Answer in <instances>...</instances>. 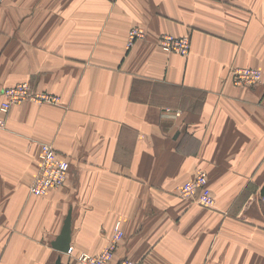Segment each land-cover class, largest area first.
I'll return each instance as SVG.
<instances>
[{
  "label": "crops",
  "instance_id": "1",
  "mask_svg": "<svg viewBox=\"0 0 264 264\" xmlns=\"http://www.w3.org/2000/svg\"><path fill=\"white\" fill-rule=\"evenodd\" d=\"M137 26L148 37L128 50ZM164 33L188 36L190 54L163 52ZM236 67L264 73V0L0 3V105L25 81L61 98L16 105L0 127V264H79L118 221L117 261L264 264V80L237 87ZM42 143L70 175L35 196ZM200 169L214 208L179 196Z\"/></svg>",
  "mask_w": 264,
  "mask_h": 264
},
{
  "label": "built area",
  "instance_id": "2",
  "mask_svg": "<svg viewBox=\"0 0 264 264\" xmlns=\"http://www.w3.org/2000/svg\"><path fill=\"white\" fill-rule=\"evenodd\" d=\"M5 0H0V3ZM145 29L140 27L132 28L129 32V43L132 45L137 39L145 38ZM163 49L168 52L187 54L190 49L189 38H175L164 36L161 39ZM260 70L248 68H236L233 72V81L237 86H253L261 80ZM2 102L0 105V127L6 126L5 116L16 106L23 103H35L39 105H58L60 99L54 94L38 92L31 89L29 83H20L8 87L2 91ZM59 102V103H58ZM175 117L181 113L176 112ZM70 173V162L61 156L56 148L50 143H42L39 152V171L31 186V193L35 196H45L49 191L66 186ZM180 193L188 200L195 201L203 207H213L215 199L209 186L208 177L200 172L196 177L181 186ZM122 223L118 221L114 227V233L109 244L97 254L83 252L79 254L81 264H112L115 256V249L124 238ZM69 253H72L70 248ZM123 264H137L128 261Z\"/></svg>",
  "mask_w": 264,
  "mask_h": 264
},
{
  "label": "rangeland",
  "instance_id": "3",
  "mask_svg": "<svg viewBox=\"0 0 264 264\" xmlns=\"http://www.w3.org/2000/svg\"><path fill=\"white\" fill-rule=\"evenodd\" d=\"M3 3V2H2ZM137 27H140V26H137ZM133 28H135V27H133ZM140 28H143V29H145V32H146V36H145V38H140V39H137L132 45H130V43H129V32H130V30L128 31V35H127V49L128 50H131L132 48H134V46L139 42V41H141V40H144V39H146L147 37H148V33H147V29L146 28H144V27H140ZM164 36H172V37H175V38H186V39H188L189 37L188 36H175V35H172V34H168V33H164V34H162V35H159L158 37H157V44H158V46H159V48L163 51V52H165V53H167V54H175V55H179V56H183V57H187L189 54H190V52H191V40H190V38H189V40H190V49H189V51H188V53L187 54H182V53H178V52H168V51H166V50H164L163 49V45H161V39H162V37H164ZM236 68H248V69H257V70H260L261 71V74H262V77H261V80L257 83V84H255V85H253V86H237V85H235L234 84V81H233V72H234V70L236 69ZM236 68H234V69H232V71H231V78H232V83L235 85V86H237V87H240V88H246V89H254V88H256V87H259L261 84H262V82H263V80H264V73H263V71L261 70V69H258V68H253V67H236ZM21 83H29L30 85H31V89L33 90V91H38L34 86H33V84L32 83H30V81H25V82H21ZM20 84V83H19ZM18 85V84H17ZM14 86H16V85H14ZM13 87V86H12ZM8 88V87H7ZM6 89V88H5ZM4 90V89H3ZM38 92H41V91H38ZM47 93H49V92H47ZM55 95V94H54ZM55 96H57L59 99H60V103L58 104V105H53V106H59L60 104H61V98L58 96V95H55ZM50 105V104H49ZM182 107H184V105H182ZM182 107H180V109L182 108ZM179 108V107H178ZM183 109V108H182ZM177 112H180L181 113V110H176ZM181 116H182V113H181ZM180 116V117H181ZM200 172H203L204 174H206V176L208 177V175H207V173H206V171H204L203 169H200L198 172H197V174L198 173H200ZM196 174V175H197ZM196 175L192 178V179H194L195 177H196ZM208 181H209V177H208ZM183 185H184V183H183ZM209 186H210V181H209ZM181 188V187H180ZM180 188H179V190H180ZM211 188V187H210ZM211 191H212V189H211ZM179 193V196L182 198V199H184V200H186V201H188V199L187 198H185V197H183L182 195H181V193H180V191L178 192ZM212 194H213V192H212ZM214 196V195H213ZM214 199H215V197H214ZM216 206V199H215V205L213 206V207H210V208H214ZM208 208V207H207ZM123 230V229H122ZM124 231V230H123ZM114 233V232H113ZM112 237V236H111ZM124 238H125V235H124ZM123 238V239H124ZM111 239V238H110ZM110 239H109V241H110ZM122 239V240H123ZM109 241H108V243L104 246V248L109 244ZM122 242V241H121ZM121 244V243H120ZM120 244L118 245V247H116V249H115V256H116V253H117V250H118V248H119V246H120ZM103 248V249H104ZM102 249V250H103ZM101 250V251H102ZM100 251V252H101ZM100 252H98V253H100ZM61 253V252H60ZM89 253V252H88ZM69 254H71V253H69ZM91 254H97V253H91ZM79 256V255H78ZM115 256H114V260H113V262H112V264H123V263H125V262H128V261H133V262H135V263H137V264H140L139 262H137V261H135V260H132V259H130V258H126V259H121V260H116V258H115ZM77 259V262H79V264H81V262H80V260H79V257H77L76 258Z\"/></svg>",
  "mask_w": 264,
  "mask_h": 264
},
{
  "label": "water",
  "instance_id": "4",
  "mask_svg": "<svg viewBox=\"0 0 264 264\" xmlns=\"http://www.w3.org/2000/svg\"><path fill=\"white\" fill-rule=\"evenodd\" d=\"M71 222H72V211L68 213L60 235L52 243L53 248L61 253H69L71 248V241H72ZM59 262H60V258H59Z\"/></svg>",
  "mask_w": 264,
  "mask_h": 264
},
{
  "label": "trees",
  "instance_id": "5",
  "mask_svg": "<svg viewBox=\"0 0 264 264\" xmlns=\"http://www.w3.org/2000/svg\"><path fill=\"white\" fill-rule=\"evenodd\" d=\"M69 175H70V173H69Z\"/></svg>",
  "mask_w": 264,
  "mask_h": 264
}]
</instances>
